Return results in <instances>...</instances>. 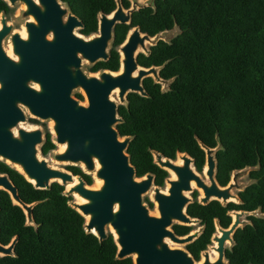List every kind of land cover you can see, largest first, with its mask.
Returning <instances> with one entry per match:
<instances>
[{"label": "water", "instance_id": "95a60500", "mask_svg": "<svg viewBox=\"0 0 264 264\" xmlns=\"http://www.w3.org/2000/svg\"><path fill=\"white\" fill-rule=\"evenodd\" d=\"M4 1L12 7L23 6L18 19L24 30L15 31L1 14L0 162L17 170L35 189L49 190L53 183H58L65 187L66 197H78L80 201L72 199L69 206L85 219L86 233L95 235L100 242L113 236L117 260L131 258L133 264H229L227 245L229 250L233 248L234 234L251 224L249 216L264 218L259 209L228 212L232 217L228 228L215 221L216 232L208 249L216 253V259L206 249L197 261L186 248L200 237L203 226L179 236L174 225L200 224L199 219L187 213L194 202L189 193L194 190L201 191L198 200L201 205L212 201H219L224 207L231 202L241 204L234 190L242 192L247 187L242 188L238 181L254 168L233 171L229 184L223 187L216 179V152L220 144L210 148L199 141L206 155L202 173L207 180L196 170L189 154L178 153L173 160L152 150L154 163L169 174L164 190L165 186L155 184L152 173L137 176L127 152L132 137H122L117 129L123 123L118 108L128 104V95L148 97L144 79L153 78L164 93L173 82L160 77V67L140 66L137 54L142 51L148 56V44L153 47L159 41L170 43L180 30L170 33L175 27L152 37L135 27L118 48L119 71L84 70L85 63L94 66L108 61L116 26L129 25L133 14L141 9H154L155 0H129L132 2L129 9L122 0H115L116 9L110 14H98L97 32L89 37L77 33L84 24L61 0ZM164 36L166 39L161 40ZM75 91L82 93L85 102L73 96ZM114 94L119 105L112 97ZM27 114L51 122L53 143L64 148L53 153L56 162L81 168L99 185H88L83 176L53 167L42 158L39 148L45 143V134L39 127L23 126ZM0 191L7 192L13 204L23 210L26 224L34 225L36 203H24L6 173H0ZM148 194L156 204V213L144 202ZM17 241L18 237L8 245L0 241V257L15 256Z\"/></svg>", "mask_w": 264, "mask_h": 264}, {"label": "trees", "instance_id": "16d2710c", "mask_svg": "<svg viewBox=\"0 0 264 264\" xmlns=\"http://www.w3.org/2000/svg\"><path fill=\"white\" fill-rule=\"evenodd\" d=\"M83 22L81 33L97 32L99 13L110 14L115 0H61ZM129 9V0H122ZM10 8L0 0V13ZM155 36L177 27L180 34L170 43L159 41L150 56L139 55L144 67H162L160 76L173 79L167 92L152 78L143 82L148 97L128 95V104L118 108L123 123L120 135L131 136L128 147L137 176H155V184L164 187L167 171L154 163L152 150L175 160L187 153L202 173L205 151L199 141L216 152V179L227 186L232 172L247 167L252 183L239 192L241 204L219 201L201 205L195 200L187 213L204 227L200 237L187 250L199 261L211 244L215 221L228 228L230 211L264 213V0H155V8L133 14L130 25H117L115 40L106 62H98L90 71H118L117 47L126 39L131 27ZM82 98L81 95H78ZM56 145L49 132L41 147L47 156ZM88 185L91 176L81 168L68 166ZM0 173L9 175L26 204L33 208L34 225L26 224L23 210L14 205L10 195L0 191V241L8 245L18 237L15 256L0 257V264H133L131 258L117 260V246L112 235L100 242L84 229L85 219L72 207V197L65 187L53 183L49 190H38L22 174L0 162ZM197 198L198 193L193 194ZM153 207V204L150 203ZM250 225L234 234L235 245L226 250L229 264H264V218L249 216ZM179 236L188 235L193 226L174 225Z\"/></svg>", "mask_w": 264, "mask_h": 264}, {"label": "rangeland", "instance_id": "374dc122", "mask_svg": "<svg viewBox=\"0 0 264 264\" xmlns=\"http://www.w3.org/2000/svg\"><path fill=\"white\" fill-rule=\"evenodd\" d=\"M144 2V1H143ZM132 4V2H131ZM23 6L21 4H18L16 6V8L13 9V12L11 14V19H10V24H12L13 26H15V31H18V32H23V24L20 22V20L18 19V16L20 14V11L22 10ZM178 28L174 29L172 32L170 33H178ZM77 33L79 34V31H77ZM167 36H164L163 38H161V40H165ZM148 48L151 47V44H148L147 46ZM7 48V46H6ZM112 48V44L110 45V48L109 50H111ZM142 52V51H140ZM92 67L91 65L85 63L84 64V70L89 72V68ZM90 73V72H89ZM77 94H81V92L79 91H75L73 93V96L76 97ZM83 96V95H82ZM113 99L117 101L118 105L120 104L119 101H118V98H117V95L114 94L113 96ZM85 102V100H84ZM31 119H35L34 117L30 116L29 114H27V121L26 123H24V127L26 128H34V127H39L43 130L44 134H46L47 132H49L52 136V139L54 138V135L52 133V126H51V122L50 121H41L39 125H36L34 124ZM40 151H41V147L39 148ZM64 148L56 145V149L54 151H52L51 153H49L47 156H43L42 153L40 152V155L42 158L46 159L48 161V163L53 166V167H59V168H62V169H67V167L69 166V164H62V163H58L56 162L54 159H53V153H56V152H59L60 150H63ZM178 161V160H177ZM203 178L207 180V178L204 176V173H201ZM174 177V176H173ZM94 180V179H93ZM239 184L242 186V188L250 185L252 183V181L249 179V175L248 173L244 176H242L240 179H239ZM98 184L97 181L95 182V180L93 181V185H96ZM69 188V186H68ZM167 188V184H165V187L163 188L164 190ZM197 192L198 193V196L197 198H194L193 194ZM240 192V190L236 189L234 190V194L238 195ZM189 196L195 201V200H199V198L201 197V191L199 190H194L193 193H189ZM74 200L77 201V198L76 197H73ZM144 202L148 205V207L150 208V210L153 212V213H156V210H155V207H156V204L153 202L152 198H151V194H148L144 197ZM150 203L153 204V207L150 206ZM244 220H248L247 217H244ZM200 225V224H199ZM199 225H195L193 226L194 227V230H199L201 227ZM229 244L227 245V248H229ZM209 250V249H208ZM211 252V257L212 259H216L217 258V255L216 253H214L213 251L209 250Z\"/></svg>", "mask_w": 264, "mask_h": 264}, {"label": "flooded vegetation", "instance_id": "af4514ba", "mask_svg": "<svg viewBox=\"0 0 264 264\" xmlns=\"http://www.w3.org/2000/svg\"><path fill=\"white\" fill-rule=\"evenodd\" d=\"M4 1V0H3ZM7 5H8V7L10 8V11L9 12H6V11H2L1 13H0V18H1V14L2 13H4V16H5V18H6V21L10 24V19H11V14H12V12H13V9L14 8H16V7H12V6H10L6 1H4ZM133 17V16H132ZM131 24V23H130ZM129 24V25H130ZM12 25V24H11ZM13 26V25H12ZM136 27H139V26H136ZM13 28H14V30H15V26H13ZM133 28H135V27H131L130 29H129V31L131 30V29H133ZM140 28V27H139ZM141 30V29H140ZM129 31H128V33H129ZM142 32V31H141ZM94 33H96V32H94ZM94 33H92V34H89V35H84V34H82L81 33V30L79 31V35H81V36H84V37H89V36H91V35H93ZM128 33H127V35H128ZM143 33V32H142ZM145 34H147V33H145ZM127 37V36H126ZM126 40V39H125ZM123 44V43H122ZM121 44V45H122ZM120 46H118L117 47V51H118V48H119ZM152 47V46H151ZM151 47L149 48L150 49V54H151ZM145 55V54H143L142 52H139L138 54H137V61H138V57H139V55ZM150 54L148 55V56H150ZM120 55V54H119ZM145 56H147V55H145ZM97 64V63H96ZM95 64V65H96ZM138 64H139V62H138ZM140 65V64H139ZM140 66H142V65H140ZM93 67V66H92ZM92 67H90L89 68V72H91L90 71V69L92 68ZM142 67H144V66H142ZM151 67H157V66H151ZM151 67H148V68H151ZM145 68H147V67H145ZM161 68L162 67H160V70H161ZM119 69H120V67H119ZM160 70H159V75H160ZM99 71H102V70H99ZM99 71H97V72H91V73H98ZM119 71V70H118ZM117 72V71H116ZM161 77V76H160ZM149 78H151V77H149ZM162 78V77H161ZM153 79V78H152ZM145 80V79H144ZM154 81V80H153ZM144 82V81H143ZM157 84V83H156ZM160 85V84H159ZM161 89H162V86H161ZM78 95H81V94H77L76 95V97L77 98H79L81 101H84V97L82 96V98H80ZM119 106H121V105H119ZM31 121L34 123V124H36V125H39L40 124V122L41 121H39V119H37V118H35V119H31ZM47 134V133H46ZM46 134H45V138H46ZM54 151V150H53ZM199 226H201V225H199ZM216 232V231H215ZM213 237V236H212ZM211 244H212V240H211ZM210 244V245H211ZM207 249H208V247H207ZM227 249H229V248H227Z\"/></svg>", "mask_w": 264, "mask_h": 264}, {"label": "bare ground", "instance_id": "6f19581e", "mask_svg": "<svg viewBox=\"0 0 264 264\" xmlns=\"http://www.w3.org/2000/svg\"><path fill=\"white\" fill-rule=\"evenodd\" d=\"M98 183V185H99V182H97ZM77 198V201H80L79 199H78V197H76Z\"/></svg>", "mask_w": 264, "mask_h": 264}, {"label": "clouds", "instance_id": "9594fccd", "mask_svg": "<svg viewBox=\"0 0 264 264\" xmlns=\"http://www.w3.org/2000/svg\"><path fill=\"white\" fill-rule=\"evenodd\" d=\"M177 28V27H176Z\"/></svg>", "mask_w": 264, "mask_h": 264}]
</instances>
